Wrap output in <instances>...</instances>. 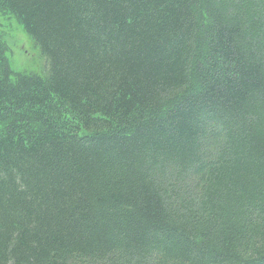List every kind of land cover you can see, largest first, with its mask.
<instances>
[{
    "label": "trees",
    "instance_id": "1",
    "mask_svg": "<svg viewBox=\"0 0 264 264\" xmlns=\"http://www.w3.org/2000/svg\"><path fill=\"white\" fill-rule=\"evenodd\" d=\"M0 13V264H264V0Z\"/></svg>",
    "mask_w": 264,
    "mask_h": 264
},
{
    "label": "rangeland",
    "instance_id": "2",
    "mask_svg": "<svg viewBox=\"0 0 264 264\" xmlns=\"http://www.w3.org/2000/svg\"><path fill=\"white\" fill-rule=\"evenodd\" d=\"M0 34L5 39L6 56L14 70L45 74L47 60L16 16L0 13Z\"/></svg>",
    "mask_w": 264,
    "mask_h": 264
}]
</instances>
